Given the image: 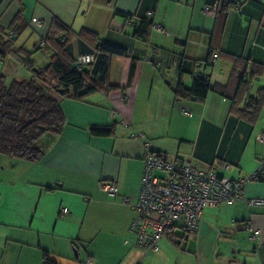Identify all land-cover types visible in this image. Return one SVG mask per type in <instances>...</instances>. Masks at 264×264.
Returning a JSON list of instances; mask_svg holds the SVG:
<instances>
[{"label":"crops","instance_id":"obj_1","mask_svg":"<svg viewBox=\"0 0 264 264\" xmlns=\"http://www.w3.org/2000/svg\"><path fill=\"white\" fill-rule=\"evenodd\" d=\"M212 1L0 0V38H11L9 48L0 45L6 82L36 78L18 63L27 56L34 69L48 65L57 47L49 39L42 44L47 36L60 39L61 47L71 37L72 56L80 51L82 30L128 51L110 56L106 80L88 72L95 91L57 96L65 117L61 132L40 140L39 161L16 159L14 181L0 180V264H43L44 253L56 264H264V205L245 199L207 207L191 246L189 240L182 246L180 232L151 254L129 241L146 143L231 179L253 173L264 156L258 138L264 134V0H220L225 11L216 17L203 11ZM149 13L152 27L164 31L150 28L144 41L134 30ZM33 18L43 28H30ZM184 60L193 74L181 73ZM197 72L209 77L205 98L178 99V81L191 87ZM99 181L116 182L118 195L101 191ZM244 192L247 199H264V172L246 182ZM62 207L69 213L62 215ZM254 230L258 235L250 239Z\"/></svg>","mask_w":264,"mask_h":264},{"label":"trees","instance_id":"obj_2","mask_svg":"<svg viewBox=\"0 0 264 264\" xmlns=\"http://www.w3.org/2000/svg\"><path fill=\"white\" fill-rule=\"evenodd\" d=\"M225 1L232 2V0ZM224 11V9L218 11L217 15ZM150 20L151 15H146L145 21L134 30V36L147 41L149 30L152 27ZM56 24L62 27L59 23ZM78 37L80 51L72 56L71 37L66 40L65 46L61 47L58 46L60 39L47 36L46 41L44 40L42 44H46L49 39L57 49L52 52L50 61L44 69L32 68L30 60L27 59L28 56L25 57V60H18V63L33 69L36 78L13 79L11 83L7 84L5 76L0 74V155L31 162L39 161L43 156L39 147L40 140L46 135L60 133L64 126L65 117L57 96L81 97L95 91L97 87L90 80L88 72L92 70L98 75L100 81H104L108 74L110 56L128 53L127 49L119 44L106 40L99 41L88 30H82ZM10 40L11 38L4 41L1 37V47L9 48ZM40 48L37 47L35 52ZM85 53L95 54L96 63L78 71L73 68L75 57ZM0 56H5L1 50ZM192 65L184 60L181 73L193 74L194 72L190 70ZM134 72L135 61L132 63L130 77ZM245 72L247 71L245 70ZM197 73L193 76L191 87H186L181 79L178 81L175 88V95L178 99L203 100L205 98L211 88L210 82H208L209 77L205 73ZM259 101L248 102L244 111L249 112V107L252 109ZM92 133L104 136L110 134L111 130L93 129ZM43 264L56 263L49 259L47 253H44Z\"/></svg>","mask_w":264,"mask_h":264},{"label":"built area","instance_id":"obj_3","mask_svg":"<svg viewBox=\"0 0 264 264\" xmlns=\"http://www.w3.org/2000/svg\"><path fill=\"white\" fill-rule=\"evenodd\" d=\"M219 9L220 0H214L206 4L203 11L216 17ZM130 22L127 19L126 24ZM27 24L35 30L44 26L43 21L36 18L28 20ZM151 28L164 31L160 25ZM213 57L217 59L218 55ZM96 59L93 53L78 54L73 68L82 71L94 65ZM112 115L114 117L116 111ZM136 136L144 137L141 133ZM258 138L264 142V134ZM142 158L145 167L138 200L132 205L136 215L129 226V241L147 254L158 252L162 240L173 238L178 232L185 235L196 233L207 207L232 205L240 199H245L249 205H264V199H247L244 192L245 183L264 172V156L253 173L238 179L222 176L215 169L196 168L181 157L170 158L164 152L152 150L148 143L144 146ZM98 187L111 197L118 195L116 182L99 181ZM124 202L128 203L129 198L126 197ZM60 213L68 214L69 209L62 207ZM257 235L258 230H254L250 239H255Z\"/></svg>","mask_w":264,"mask_h":264},{"label":"rangeland","instance_id":"obj_4","mask_svg":"<svg viewBox=\"0 0 264 264\" xmlns=\"http://www.w3.org/2000/svg\"><path fill=\"white\" fill-rule=\"evenodd\" d=\"M30 27V26H29ZM31 28V27H30ZM32 45H30L29 47H31ZM32 54H34V52L32 51ZM40 56H36L35 61L37 62V64L39 63V58ZM43 59V58H42ZM31 64L34 66V61H30ZM2 67V65H1ZM33 68H38V67H33ZM0 72H3L0 69ZM12 81H8L7 84L11 83ZM16 162V158H11L9 156H5V155H0V180H5L8 179L10 181H14L16 179V166L13 165V163ZM179 235H183V237H186L183 240L182 246L185 247L188 244V240H189V244L188 246H191L190 244H192V239H191V235H185L183 233H179ZM190 237V239H188ZM190 248V247H189ZM235 256V255H233Z\"/></svg>","mask_w":264,"mask_h":264}]
</instances>
